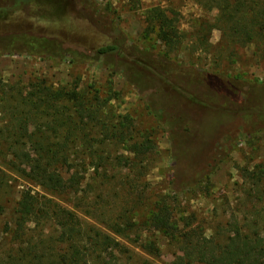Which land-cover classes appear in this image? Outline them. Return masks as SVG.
I'll use <instances>...</instances> for the list:
<instances>
[{"label": "trees", "instance_id": "obj_1", "mask_svg": "<svg viewBox=\"0 0 264 264\" xmlns=\"http://www.w3.org/2000/svg\"><path fill=\"white\" fill-rule=\"evenodd\" d=\"M130 2L136 7L140 0ZM196 2L209 11L217 9L219 19L215 26H221L243 45L264 38V0ZM91 9L95 12L93 6ZM147 20L158 28L159 39L168 46L181 41L177 19L165 9L150 8ZM205 40L206 36L201 37L200 44H206ZM120 46L108 45L97 54L110 58L120 51L137 60L121 56L118 68L147 98L149 106L152 102L156 107L153 111L170 136L175 159L171 184L179 189L157 195L145 215L137 210L143 198V194L134 193L139 176H124L121 172L124 168L130 172L136 169L138 162L158 148L146 133L136 136L130 114H116L108 109L112 97L96 94L91 98L77 88L55 87L44 81L20 90L21 87L0 80L1 106L8 114L0 127V158L31 182L72 204L67 207L31 187L19 192L15 200L12 179L0 167V217L6 219L0 231V264H157L148 258H137L115 237L133 232L139 220L149 230L167 236L182 253L174 255L173 264H264V165L244 169L243 173L246 192L260 205L233 213L231 220L212 235L192 216L178 215V193L201 183L211 173L210 166L219 162L216 155L223 153V148L214 140L222 136L221 125L234 122L249 134L264 132V84L245 89V100L251 107L241 106V110L248 111L235 113L222 109L240 92L238 82L196 71L186 75L183 71V76H178L183 83H189L183 93L201 105L196 112L173 107L170 110L160 99L154 78L159 71L167 70L165 59L158 61L152 54L135 48L132 53L126 45L125 49ZM209 100L216 101L219 109H211ZM206 139L212 144L205 145ZM106 141L122 144L135 158L111 154L104 147ZM90 168L94 169L93 183L86 182ZM109 169L117 174H109ZM108 185H112L113 194L110 192L105 199L102 192ZM121 189L127 192L118 197ZM136 240L148 255H161V247L154 240Z\"/></svg>", "mask_w": 264, "mask_h": 264}, {"label": "rangeland", "instance_id": "obj_2", "mask_svg": "<svg viewBox=\"0 0 264 264\" xmlns=\"http://www.w3.org/2000/svg\"><path fill=\"white\" fill-rule=\"evenodd\" d=\"M132 6L135 5L130 0H0V80L4 84L21 87L20 90H26L30 83L44 81L55 87L77 88L91 98L96 94L103 98L112 97L108 109L116 114H130L135 122L136 136L146 133L158 148L143 162H138L136 169L130 172L124 168L121 172L124 176H139L134 193L143 194L137 210L145 215L157 195L172 194L171 189H179L171 184L175 165L171 139L159 124L153 103H150L151 108L147 98L119 71L118 58L133 57L116 51L109 58L97 52L108 45L120 44L122 49L126 45L127 51L132 53H135V48L140 53L156 56L158 61H161L159 58L165 59L167 70L159 71L154 78L159 97L169 109L196 112L201 105L183 93V87L189 86L178 76H183V71L186 75L196 71L232 79L241 85V89L222 110L244 113L248 110H241V106L251 107L246 103V90L251 85L264 84V38H256L243 45L221 26H215L219 19L217 9L209 11L196 0H140L138 6ZM153 7H161L171 17H176L177 32L182 36L176 45L168 46L159 39L158 28H153L148 22L147 11ZM203 36H206V44L201 45L200 38ZM140 63L146 65L145 62ZM157 63L160 66V62ZM2 90L0 87V100ZM209 105L211 109H219L216 101L209 100ZM7 115L0 101V127ZM219 133L222 136L214 140V144H222L223 148V153L216 155L218 164L210 166L211 173L201 183L178 193L179 217L192 216L208 235L231 220L233 213L256 205L245 190L243 173L244 169L252 170L264 165V132L249 134L243 127L230 122L221 125ZM204 144L208 146L212 142L206 139ZM104 147L113 155L135 158L125 151L122 144L106 141ZM0 167L12 179L15 200L19 192L31 187L58 203L72 207L70 200L67 202L59 194L31 182L1 158ZM111 169L109 174H117ZM93 170H87L86 182H96ZM111 187L108 185L105 188L102 197L113 194ZM124 192L127 190L121 189L118 197L124 196ZM5 221L0 217V231ZM139 221L133 232L124 236L115 235L117 241L129 248L133 255L148 258L157 264H173L174 255L182 256L167 236L149 230ZM138 237L140 241L154 240L161 247V255H148L138 245Z\"/></svg>", "mask_w": 264, "mask_h": 264}]
</instances>
